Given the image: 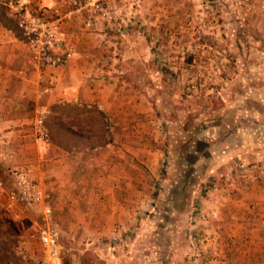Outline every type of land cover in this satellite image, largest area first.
I'll return each instance as SVG.
<instances>
[{
    "label": "rangeland",
    "instance_id": "obj_1",
    "mask_svg": "<svg viewBox=\"0 0 264 264\" xmlns=\"http://www.w3.org/2000/svg\"><path fill=\"white\" fill-rule=\"evenodd\" d=\"M65 1L72 16L92 13L90 18L100 21H95L93 41L84 43L91 49L84 51L80 77L95 98L61 101L42 97L43 91L39 99L30 98L28 113L17 115L14 131L0 125V172L33 164L48 187L60 169L55 162L47 165L45 148L62 149L79 162L64 172L71 184L87 186L93 179L96 186L115 188L131 210L130 223L108 239L113 253L139 249L133 253L141 257L132 259L135 264H237L231 256L234 244L222 241L226 224L217 212L234 188L254 181L257 172L264 176V151L258 161L238 160L216 172L211 148L221 152L225 139L232 151L237 143L264 146V75L257 76L264 54L252 45L255 32H264V0ZM28 11L45 12L60 32L69 33L74 47L66 64L47 69L69 64L82 38L67 27L59 7L0 0L2 25L21 43L12 65L19 80L47 70L27 63L19 18ZM40 117L47 130V120L58 117L72 131L58 130L62 146L51 140L44 148L36 142ZM9 208L0 193L1 223L30 219L32 209ZM37 214L32 237L40 240L43 222ZM96 234L91 229L88 240ZM144 247L154 257L150 261L142 258Z\"/></svg>",
    "mask_w": 264,
    "mask_h": 264
},
{
    "label": "crops",
    "instance_id": "obj_2",
    "mask_svg": "<svg viewBox=\"0 0 264 264\" xmlns=\"http://www.w3.org/2000/svg\"><path fill=\"white\" fill-rule=\"evenodd\" d=\"M26 1L22 0V3ZM29 1L34 7L38 5L51 9L59 7L61 13L68 17L67 27L82 35V38L79 40L78 51L72 56L69 64L47 69L42 75L34 72L29 78L19 80L15 79L16 69L12 65H15L20 55L17 49L21 43L16 42L18 40L12 37L14 34L12 29L3 26L0 19V125L5 129L12 128L9 133L14 131L13 128L18 124L17 115L28 113L26 110L28 100L39 99L41 91L46 92L42 97L49 94L58 97L61 101L72 102L81 97L95 98L94 94L86 91L84 78L80 77L83 69L81 64L87 62L84 51L91 49L89 44L84 43H91L92 36L97 35L95 24L100 22L98 17L95 15L94 20L91 19L92 13L72 16L73 13H68L69 8L66 7L65 0ZM83 24L89 31L81 27ZM255 33L258 39L254 38L252 45L258 52L264 54V32L260 30L259 33ZM258 67L257 76L261 77L260 72L264 75V59L260 60ZM106 110L109 112V109ZM223 142L226 144H223L221 152L218 153L211 148L214 152L212 171L221 172L231 169L238 160V162L249 159L258 161L262 157L261 152L264 151L259 150L264 149V146L251 149L246 143H237L238 148L232 151L229 148V141L225 139ZM45 149L49 150L46 156L47 165L51 166L55 162L57 163L55 168L60 169L54 176H50L48 187L46 186L53 193L54 222L62 228L58 264H135L132 259H141V257L133 253L139 249L134 250L132 247L127 255L125 253L117 255L112 252L108 241L112 236L117 237L122 227L131 221V210L127 208L128 204L126 205L124 199H121V191L107 185L96 186V181L93 179L87 186L71 184V179L64 172L69 168L73 170V166L79 163L74 159L76 156L56 147ZM41 173L39 171L40 175ZM255 177H253L254 181H246L240 187L234 188L228 196L227 206L217 212L218 217L225 220L226 224L223 230L226 236L222 241L234 244L235 250H231L235 252L231 253V256L237 259V264H264V176L257 172ZM0 180L4 182L7 190L13 189L7 170L5 174L4 171L3 174L0 172ZM7 182L10 183L8 187ZM83 195L90 198L83 199ZM14 208L20 211L23 209L20 204L9 209ZM29 213L30 219L27 222H19L17 219H14L13 223L0 222V264H24L26 258L42 256L43 243L32 237L34 222L38 220V210L32 209ZM91 229L97 234L89 241L87 235ZM146 249L144 247V256H141L146 261H150L154 257L150 259ZM171 264H174V261Z\"/></svg>",
    "mask_w": 264,
    "mask_h": 264
},
{
    "label": "built area",
    "instance_id": "obj_3",
    "mask_svg": "<svg viewBox=\"0 0 264 264\" xmlns=\"http://www.w3.org/2000/svg\"><path fill=\"white\" fill-rule=\"evenodd\" d=\"M97 7L100 5L97 4ZM104 14L106 15L107 12L105 11ZM19 26L27 39L26 45L29 51L27 63L30 67L43 71L51 66H62L69 61L74 48L69 41V33L60 32L55 22L47 20L45 12L38 15L26 12L20 16ZM21 72L24 73V70ZM35 126L36 142L50 146L51 138L44 118H38ZM240 166L247 167L244 162L240 163ZM8 172L13 189L7 190L4 182L0 180V193H4L7 206L14 207L20 204L26 209H37L43 222L38 229L39 238L43 243L42 256L28 258L24 264H58L61 234L54 222L52 191L36 177L33 164L12 168Z\"/></svg>",
    "mask_w": 264,
    "mask_h": 264
},
{
    "label": "trees",
    "instance_id": "obj_4",
    "mask_svg": "<svg viewBox=\"0 0 264 264\" xmlns=\"http://www.w3.org/2000/svg\"><path fill=\"white\" fill-rule=\"evenodd\" d=\"M47 126H48V132L51 137V140L54 141V143L61 145V142L58 139V130L65 129L66 131L69 130L72 132L69 128H66L61 120L58 117L49 118L47 120ZM1 218V217H0Z\"/></svg>",
    "mask_w": 264,
    "mask_h": 264
}]
</instances>
